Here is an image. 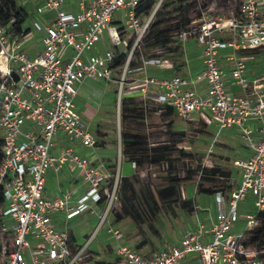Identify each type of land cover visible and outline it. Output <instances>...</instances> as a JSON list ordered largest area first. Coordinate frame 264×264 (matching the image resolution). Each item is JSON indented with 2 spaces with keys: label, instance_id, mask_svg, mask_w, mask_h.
Instances as JSON below:
<instances>
[{
  "label": "built area",
  "instance_id": "obj_1",
  "mask_svg": "<svg viewBox=\"0 0 264 264\" xmlns=\"http://www.w3.org/2000/svg\"><path fill=\"white\" fill-rule=\"evenodd\" d=\"M139 2L25 0L34 4L31 27L12 36V22L0 26V264L94 261L86 245L72 251L68 234L58 231L51 217L61 212L67 218L91 213L100 203L106 216L118 199L122 177L118 166L107 169L97 155L81 156L70 146L57 148L54 139L64 137L85 151L95 150L97 138L75 109L79 87L87 82L115 83L119 97L123 94L125 70L117 80L113 73L127 67L162 7L160 0L147 15L137 18ZM119 12H124V23L116 19ZM175 34L182 48L190 41L198 45L202 71L193 77H144L137 88L142 106L150 108L152 101L157 112L169 107L185 124L214 128V139L224 130H234L246 152L245 158L232 162L239 183L230 192L226 210L217 203L208 228L191 200L195 229L185 230L178 245L149 259L125 245H117L114 254L122 264H185L190 255L196 256L198 264H264L247 244L259 225L258 214L264 213V72L249 76L247 69L250 61L264 63V0H238L228 17H190L186 28ZM35 36L41 47L30 57L27 49ZM224 50L230 51L225 55L229 73L219 62ZM127 51L123 66L113 67L117 56ZM154 55L142 60L143 65L171 68L163 49H156ZM150 87L156 95L149 96ZM233 87L239 94L231 92ZM135 165L130 163L133 170ZM64 167L78 172L88 187L73 206L69 193L53 199L44 196L47 173ZM229 184L234 185L232 178ZM180 192L185 199L182 188ZM248 198L254 212L244 216V229L236 235L239 205ZM109 233L120 240L118 231ZM205 236L207 242H203Z\"/></svg>",
  "mask_w": 264,
  "mask_h": 264
},
{
  "label": "rangeland",
  "instance_id": "obj_2",
  "mask_svg": "<svg viewBox=\"0 0 264 264\" xmlns=\"http://www.w3.org/2000/svg\"><path fill=\"white\" fill-rule=\"evenodd\" d=\"M24 1L25 0H17V4L24 7L29 14V18L23 24L24 28H28L31 27V21L34 16V4L24 3ZM159 1L160 0H158V2ZM169 1L178 2L180 0H161L160 5H164ZM190 2V17L192 19L201 16L206 19H212L218 16L228 17L229 13L234 11L238 4V0H190ZM123 14L124 12L117 13L116 19L118 22H125ZM171 35V37L176 41V34L173 33ZM154 51L155 50L150 47H141L136 49L133 52L132 58L127 67H122L121 69L114 71L113 74L115 75V80H117L123 75L125 70V84L123 85V91L131 89L136 90V88L140 86V81L146 76L160 78L159 76L162 74L159 73V69L157 67L144 66L140 60V57L142 60H145L146 55L153 53ZM127 54L128 51L126 52V56ZM180 57L181 56L178 57L177 55L170 54L168 52H164L163 54L164 59H167L169 62L174 64L171 70H175V66L179 65ZM165 72L166 71H163V75ZM136 78L139 80L134 84H131V80ZM92 84H95L103 89L107 87L111 88V84L105 86L97 83ZM113 85L115 87L114 89H117L118 85L115 83ZM115 93L117 95L116 106L114 105L115 97L112 96L110 99H107V104L105 105L106 107H104L108 109V112H101L102 115L100 118H102V122H99V125L96 124V120H91L89 116H87L85 106H82V103L79 100L75 101L76 112L80 115L81 119L84 121L93 136L96 137V134H98V132H96L97 129L99 131L104 130L107 133V140H105V142H100L96 147L97 150L101 149L104 151L105 160L103 161V164L107 169H117L118 159L120 162L123 160L121 139L125 131H130L131 133L145 135L147 144L164 142L172 143L173 141H180V143L177 144L176 149L172 150L173 153L169 156V160L173 164L174 173L177 177L183 178L184 172L188 168L193 169L194 171L190 180H184L180 184L184 192L189 191L192 193L196 191L198 172L201 168L209 169L213 166H219L223 169L232 171V161L234 159L233 152L235 150H242L239 140L234 135V130L222 131L216 137V141L212 143L211 136L205 131L203 125L185 124L176 115H173L171 126H168V124L164 121L162 122L157 115L146 113L144 117V115L139 112H125L124 107L121 104V101L126 99L124 95L125 93L123 92L124 94L120 97L118 95V90H115ZM135 101L138 103L140 100L139 98H135ZM209 130L212 132L213 136L215 129L210 127ZM230 135H232V137H229ZM54 141H57V138H55ZM177 149H181L183 153L189 154L190 157L182 158L179 156V153L176 152ZM134 162L136 165L129 182L137 199H139L140 190L145 186L149 187L152 191L166 186V179L169 176L166 174V167L164 164L162 167L154 166L150 165L148 162L139 160L138 158H135ZM110 173L112 174L113 172ZM235 175L237 174L235 173ZM239 178L240 177H238L237 180H239ZM111 179H115V175H112ZM224 182L221 181L220 185H223L226 189L223 193L216 195V202H219L220 200L227 201L230 190L234 189L235 181L234 185H227ZM204 186L208 187L210 184H204ZM118 187H120V181H118ZM117 196L118 199L116 203L112 206L106 216H104L103 205L100 217L104 220L103 223H100L99 220L96 229H100L101 231L105 229V232L110 235L111 239L113 237L109 231H118L121 234V238L119 241L112 239L113 243L118 245L133 246L139 240L138 228L136 223L130 217L122 216L121 200L119 195ZM196 196L198 197V202L202 206L214 203L208 201V199L211 198L206 195L196 194ZM138 210L144 220L142 229L146 236L152 241L155 248H163L177 241L181 237L185 228L186 217L177 206L172 208L161 207V211L154 217L149 216L142 206H138ZM250 212H254V209L252 207V199L248 198L245 202L240 203L239 205L240 220L236 225L239 226L240 229L233 231L236 235H240L242 233L245 226L244 216L246 213ZM115 215H119L121 220H116ZM148 223H150L153 229L157 232V237L153 236L152 232L148 229ZM260 254L262 256L260 261L261 263H264V250H262ZM106 255L103 254L102 256L104 257ZM98 257H100V255H95L92 259L95 260L98 259Z\"/></svg>",
  "mask_w": 264,
  "mask_h": 264
},
{
  "label": "crops",
  "instance_id": "obj_3",
  "mask_svg": "<svg viewBox=\"0 0 264 264\" xmlns=\"http://www.w3.org/2000/svg\"><path fill=\"white\" fill-rule=\"evenodd\" d=\"M34 40L35 41L32 42L27 49L30 57H34L36 52L41 47L40 43L38 42V36H35ZM228 53H230V51L228 50H224L219 53V62L222 65L223 71L225 73H229L230 71V64L225 61V55H227ZM177 56L178 57L181 56L179 58L180 59L179 65L175 66V70H171V68L174 65L171 62V68H164L163 70L159 69V73L162 74L161 76H159L160 78H169L174 75L193 77L194 75H197L202 71V60L199 55V47L194 41L188 42L183 48L181 47V54ZM247 69H248L249 76H256L264 72V63H262L261 60H255L254 62L250 61L247 64ZM163 71H166L164 75H163ZM143 75L146 76L145 74ZM138 80H139L138 78L132 79L130 83L134 84ZM110 84H111V88L107 87L105 89L100 88L96 86L95 84L88 83V82L84 83L81 87H79L80 95L77 100H79L82 103V106H85L87 116H89L91 120H96V124L98 125H99V122H102V118H100L102 115L101 112H105V113L108 112L107 111L108 109L105 108L106 107L105 105L107 104V99H110L112 96L115 97L114 105L116 106L117 95L115 93V90L117 89H114L115 88L113 85L114 83H110ZM201 88H202L201 85L197 86V90L199 89V91L202 92L203 89ZM131 90H134V89H131ZM131 90L123 91L125 93V94L123 93L125 95V98L126 99L139 98L140 102H142L139 92L137 91V88L134 91H131ZM231 92L233 94H239L238 89L234 87L231 89ZM148 94L149 96H154L156 95V90L153 87H150L148 89ZM149 102H150L149 104L151 105L150 106L151 110H158V108H156V105H154L152 101H149ZM140 106H142V103ZM150 114L157 115L160 119L159 112L154 111V112H151ZM173 115H176L174 111H173ZM172 117L170 118L171 121H172ZM161 121L163 122V120ZM204 129L211 136L212 143H214L213 141H216V139L212 138L214 137V135L212 136V132L209 130V128L204 127ZM96 132H98V134H96V138H98L97 139L98 145L100 142H105V140H107V133L104 130L99 131L97 129ZM234 135L236 136V133ZM229 137H232V135H230ZM55 138H57V141H54L55 146L57 148L62 147V146H70L74 149V152L78 155L88 156V157L97 155L99 159H101L102 162L105 160L104 151L101 149L97 150L95 148V150L92 152L84 151L78 144L71 143L68 140H66L64 137L58 136ZM160 144L162 143L149 144V146L153 147L155 145H160ZM245 156H246V152L244 150H240V151L235 150L233 152V158H234L233 161L235 159L245 158ZM105 164H108V163H105ZM117 166L119 168L120 176L125 177L128 179V181H130V177L133 175V172H134V170L130 166V163L125 162L124 160L120 162L118 159ZM235 173L237 175H235ZM238 177H239L238 172L233 168L231 171V178L232 180L235 181L234 188L239 183V180H237ZM87 189L88 187L81 183L78 172L64 167L57 172L49 171L47 173L46 178H45L44 196L46 198L53 199L56 197H62L65 193H69L71 196L70 205L73 206L76 200L83 193H85ZM232 190H230V192ZM230 192L228 194V198L230 196ZM219 194H215L214 196H208L209 198H211V199H208V201H211L212 203L214 202L215 204L213 203V204H207V206H202L197 200L198 197L196 196V191L192 193H190L189 191L184 192L185 199L193 200L196 206L199 208V217L204 221V225L206 228H208L210 225V217H212L216 213L217 203L221 206L223 210H226L227 201H224V200H220L219 202L215 201L216 195H219ZM102 209H103V204L100 203L94 207L93 212L76 215L72 218H67L64 212L56 213L52 215L51 222L53 223L54 227L58 231L66 232L68 234L72 251H77L78 249L86 245L85 248L91 254L92 257H95V255H100L98 259H95V260L93 259L94 261H99L104 264H122L114 254V250L116 249L118 244L113 243L112 241L113 238L111 239L110 235H108L105 232V229H103L104 231L103 230L101 231L100 229L99 230L96 229L99 223V220L101 218L100 213L102 212ZM180 211L186 217L185 218L186 219L185 228L182 232V235H183L185 230L195 229V219H194L193 213L188 214L182 210ZM115 216H116V220H119V221L121 220L120 216H117V215ZM126 217H129V216H126ZM137 228L139 232V240L133 246H129V247L135 249L139 254H141L144 258H147V259L151 258L154 253L162 249H165L168 246L178 245L182 237L181 235V237L177 241L163 248L157 249L154 247L152 241L146 236L145 232L142 229V226L139 227L137 225ZM238 229H240L239 226L235 225L233 230L236 231ZM150 232L152 231L150 230ZM152 234L155 237L158 236L157 232L155 234L152 232ZM207 241H208V238L205 236L203 238V242H207ZM103 254L104 255L108 254V255L103 257L102 256ZM185 264H198L196 260V256L194 255L188 256L185 261Z\"/></svg>",
  "mask_w": 264,
  "mask_h": 264
},
{
  "label": "trees",
  "instance_id": "obj_4",
  "mask_svg": "<svg viewBox=\"0 0 264 264\" xmlns=\"http://www.w3.org/2000/svg\"><path fill=\"white\" fill-rule=\"evenodd\" d=\"M158 0H140L139 5L135 9V15L137 18H143L147 15L155 6ZM172 4H169L171 3ZM169 6V7H167ZM190 0H180L178 2L169 1L162 5L158 11L153 23L150 26L149 32L144 39L141 47H150L154 50L163 49L164 52H168L174 55L181 54V47L179 41H176L171 37L173 33H176L182 29H185L190 22ZM29 18L27 10L17 4V0H0V26L10 25L11 35L20 33L23 28V24ZM140 47V48H141ZM154 52L147 54L146 59L154 57ZM126 54H120L117 56L113 67L119 68L123 66L125 62ZM140 60L142 61L141 57ZM142 102H136L133 98L123 99L121 104L124 107L125 112L136 113L139 112L145 115L157 110H151L150 108L144 109L140 106ZM160 113V119L171 126L170 118L173 115V111L169 107H164ZM122 158L125 162L131 163L135 158L148 162L150 165L160 166L163 164L166 167V174L169 177L166 179V186L152 191L149 187H144L139 192V199L133 193L131 185L127 178L122 177L120 179L119 197L121 200V212L122 216H129L140 227L144 224L142 215L138 210V206H142L149 216L154 217L161 211V207L172 208L177 206L180 210L191 214L193 212L192 201L181 198V182L184 180H190L194 174L193 169H186L184 177H177L174 173L173 164L169 160L172 150L176 149L177 144L180 141L164 142L160 145L150 147L146 142L145 135L131 133L125 131L122 136ZM1 147V143H0ZM182 158H189L190 155L183 153L181 149L176 151ZM1 161V151H0ZM231 178V171L223 169L219 166H213L209 169L201 168L198 172V183L196 184V194H202L206 196H214L215 194H221L225 191L226 187L221 184V181L229 184ZM204 184H210L205 187ZM3 204L2 190L0 189V206ZM141 208V207H140ZM119 216V215H117ZM259 225L250 233L248 246L256 252V259L261 260L262 256L260 251L264 250V213L258 214ZM149 230L154 234L152 225L147 224ZM92 264H104L99 261H93Z\"/></svg>",
  "mask_w": 264,
  "mask_h": 264
},
{
  "label": "water",
  "instance_id": "obj_5",
  "mask_svg": "<svg viewBox=\"0 0 264 264\" xmlns=\"http://www.w3.org/2000/svg\"><path fill=\"white\" fill-rule=\"evenodd\" d=\"M11 76L15 81H17V76L14 73H12Z\"/></svg>",
  "mask_w": 264,
  "mask_h": 264
}]
</instances>
